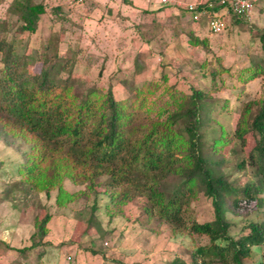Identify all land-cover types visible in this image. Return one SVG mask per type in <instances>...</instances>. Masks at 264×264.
Masks as SVG:
<instances>
[{
	"label": "trees",
	"instance_id": "trees-1",
	"mask_svg": "<svg viewBox=\"0 0 264 264\" xmlns=\"http://www.w3.org/2000/svg\"><path fill=\"white\" fill-rule=\"evenodd\" d=\"M125 1L132 5L130 0ZM49 7L46 2L13 0L7 14L17 16L19 26L11 24L7 16L0 18L3 63L0 95L1 100L9 104L5 108L9 110L0 107V133L11 143L19 142L18 150L25 158L18 168L20 178L0 194V203L22 200L41 192L50 195L52 190L58 191L59 200L67 201L73 196L64 187L66 180L86 184L98 194L101 191L96 189L97 181L107 177L105 184L115 190L112 193L104 190L111 197L107 207L113 203L126 204L133 193H137L159 206L160 217L173 230L183 229L188 235L197 236L200 244L190 258L193 264H245V259L252 257L254 247L262 251L259 264H264V219H248L249 231L237 238L231 233L235 223L228 216L233 213L245 218L254 212L264 216V96L247 105L233 134L221 124L207 143L205 133L215 122L209 92L193 86L189 93H180L176 85L162 87L160 82L148 80L147 55L143 49L136 54L143 57L135 60L134 76L120 79L124 87L120 97L112 86L105 89L95 84L81 88L82 79L73 74L75 57L43 54L46 57H42L41 70L31 74L27 67L29 56L17 53L15 41L7 37L13 30L20 34L35 33ZM52 10L56 16L63 12L61 5ZM152 13L140 10L135 17L137 37L143 45H151L159 39L148 23ZM229 14L234 15L231 11ZM162 17L163 13L156 14L153 21L165 28L168 18L161 22ZM202 19L205 21V17ZM173 28L175 37L183 33L179 27ZM188 35L192 46L206 41L196 38L190 29ZM261 41L264 48V32ZM161 42L160 52L164 53L170 41ZM161 67V78L167 83L166 66ZM200 67H205V63ZM223 68V65H213L210 75L215 77L229 71ZM63 72H67V76H63ZM263 75L264 55L253 60L247 80ZM248 134L256 138L253 153L243 157L237 169L253 166L257 178L243 182L240 177L232 179L224 172L226 162L221 152L225 144L235 139L245 141ZM207 144L211 151L204 154ZM172 178L181 182L176 189L166 192L165 187L168 188ZM202 197L213 206L214 216L210 221L201 222L193 217V205ZM251 203L253 208L249 207ZM14 207L20 209V203L16 202ZM50 219L48 213L36 223L32 244L15 249L18 254L12 264L44 262L53 245L45 240ZM95 222L92 217L88 224ZM74 245H77L76 254L69 255V259L76 258V263L81 259L88 262L99 259L100 251L89 249L87 253V248ZM62 246L63 243L58 247ZM34 250L36 258L33 260ZM100 254L103 264H151L146 260L108 259ZM172 261L189 264L181 258Z\"/></svg>",
	"mask_w": 264,
	"mask_h": 264
},
{
	"label": "rangeland",
	"instance_id": "rangeland-1",
	"mask_svg": "<svg viewBox=\"0 0 264 264\" xmlns=\"http://www.w3.org/2000/svg\"><path fill=\"white\" fill-rule=\"evenodd\" d=\"M11 1L13 0H0V18L7 16L11 24L19 26L18 17L7 14ZM44 1L50 7L47 14L42 16L35 33L20 34L13 30L7 37L15 41L17 53L29 56L27 67L31 74L41 70L42 59L46 57L43 54L50 56L59 53L63 57L67 55L70 59L75 57L73 74L82 79L81 88L95 84L105 89L112 86L117 97H120L124 91L120 79H131L134 76L133 73L137 70L135 60L143 57L136 54L143 49L147 55L145 62L148 80L158 81L162 87L176 85L180 93H189L193 86L209 92L215 122L205 133L207 143L215 136V131L221 124L230 135L233 134L236 122L247 105L264 96V75L247 80L253 60L256 61L264 55L261 41V34L264 32V0H260L252 21H238L235 15L227 13L225 20L228 26L223 34L207 32L206 48L202 45H188L183 56H165L160 52L163 48L161 41L169 40L172 36L173 30L170 26L160 28L159 23L150 22L149 25L159 35V39L151 45H143L141 39L137 38L139 31L131 16L134 22L129 27V23L122 19V16L108 15L104 9L106 6L101 7L98 4H105L107 0ZM57 5H61L63 9L58 16L52 10ZM170 16L163 14L161 22ZM60 17L66 20H61ZM184 38L186 43L187 37ZM74 53L78 56H71ZM1 57L0 53V74L3 68ZM203 63L205 67H200ZM161 65L166 66L167 83H163L161 78ZM213 65H223V69L229 68V71H222L213 77L210 75ZM195 69L197 70L194 71ZM62 75L67 76V72ZM1 99L0 95V107L9 110L5 109L9 104ZM253 109H257L256 105ZM245 139L230 141L224 145L221 152L226 162L224 172L232 179L240 177L243 182L257 178L253 166L248 165L244 170L237 169L241 159L253 153L256 143L253 134L246 135ZM18 147L19 142L11 143L0 133V194L20 178L18 168L25 158ZM210 148L207 144L203 153L208 154ZM106 180L107 177H104L97 181L96 189L98 187L101 191L98 194L86 184L66 180L64 187L73 196L67 201L59 200L58 191L52 190L50 195L41 192L31 194L25 199L22 197L23 201L15 198L17 201L1 202L0 264H12L18 254L15 249L32 244V236L37 229L36 223L48 213L51 214V219L45 240L53 245L48 249L49 253L41 264H103L100 253L108 259L125 258L134 261L146 260L151 264H174L172 260L181 258L193 264L190 258L200 244L197 236H190L183 229L173 230V227L160 217L159 206H156L154 201L148 202L146 197L137 193H133L126 204L113 203L107 207L111 197L104 190L108 193L115 190L108 188ZM180 182L178 178L169 179L165 191L171 192ZM16 202L20 203V209L14 207ZM252 206L253 203L249 207L253 208ZM213 216V206L209 200L202 197L194 203L193 217L205 222L212 220ZM228 216L235 223L231 233L237 238L249 231L248 219H264V216L257 212L245 218L233 213ZM92 217L96 222L89 226L88 222ZM61 243L63 246L59 248ZM74 244L87 248V253L89 249L100 251L99 259H92L90 262L81 259L77 260V263L76 258L69 259V255L76 254L74 247L77 245ZM31 257L33 260L36 258L35 250L32 251ZM261 257L262 251L254 247L252 257L245 259L244 263L259 264ZM199 258L201 261V257Z\"/></svg>",
	"mask_w": 264,
	"mask_h": 264
},
{
	"label": "crops",
	"instance_id": "crops-1",
	"mask_svg": "<svg viewBox=\"0 0 264 264\" xmlns=\"http://www.w3.org/2000/svg\"><path fill=\"white\" fill-rule=\"evenodd\" d=\"M34 1L36 3L45 2L44 0H40V1L34 0ZM176 1L199 2L202 0H176ZM203 1H205L206 3L203 4V6L200 8V11H203L204 8H207L208 3L210 2V0H203ZM130 2H132V5L130 3H126L125 0H107L105 4H102V2H98V4L101 7L102 5L106 6V8L104 9H106V13L108 15L115 14L116 16H122L123 17L122 19H125L129 23V25H133L134 21L131 19V17L135 20V17L138 16L140 10H150L154 12L149 15L150 19H148L149 20L148 23L153 22V17H155L156 14L161 15L163 13L165 15H171L170 17H168V20L165 22V27L170 26L171 29H173V27L175 28L179 27V29H181L183 33H181L179 37L178 36L175 37L173 32L171 31L172 36H170L168 40V42L170 41V46L165 50L164 52L165 56H177L180 54H182L183 56L186 49L185 47L191 45L189 41L190 36L188 35L189 29L192 31V34L199 40L201 41L204 39H206V41L208 40L207 38H205V35L207 34V32H211L209 29L210 17L208 16L205 10L202 13L201 19L199 21H194L192 19L191 14L187 12L184 7L180 5H176L174 2H170L168 4H163L161 0H153V1L150 0V2H148L147 0H130ZM214 3L216 6L215 10L226 17V14L228 13L227 9L222 8V6L218 1H215ZM98 4L97 7H99ZM258 5L259 3L257 4L254 10L253 18L255 16V11L257 10ZM157 11L159 12L157 13ZM203 17H205V21H203L202 19ZM173 19L176 20L175 23ZM240 20L244 21L242 19H239V21ZM183 36L187 37L186 43L184 42L185 38ZM206 41L203 42L204 46L208 45V41L207 42ZM201 45L202 44L196 46L198 47Z\"/></svg>",
	"mask_w": 264,
	"mask_h": 264
},
{
	"label": "built area",
	"instance_id": "built-area-1",
	"mask_svg": "<svg viewBox=\"0 0 264 264\" xmlns=\"http://www.w3.org/2000/svg\"><path fill=\"white\" fill-rule=\"evenodd\" d=\"M82 1V0H73ZM215 1H218L222 8H226L228 13L231 11L236 17L244 21H252L253 13L260 2V0H210L207 8H204L209 19V29L213 34H223L227 29V23L225 16L215 10ZM163 4H168L174 2L176 5H180L186 9L192 16L194 21H199L201 19L203 11L200 8L205 4V1L199 2H183L176 0H161ZM161 59V58H160Z\"/></svg>",
	"mask_w": 264,
	"mask_h": 264
}]
</instances>
